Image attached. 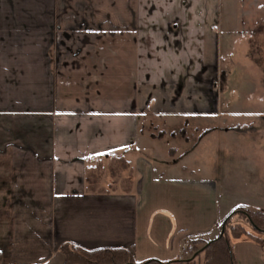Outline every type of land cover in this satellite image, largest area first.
<instances>
[{
  "label": "crops",
  "instance_id": "crops-1",
  "mask_svg": "<svg viewBox=\"0 0 264 264\" xmlns=\"http://www.w3.org/2000/svg\"><path fill=\"white\" fill-rule=\"evenodd\" d=\"M221 1L0 0V264H64L63 246L172 262L256 210L148 129H201ZM236 241L234 264H264V243Z\"/></svg>",
  "mask_w": 264,
  "mask_h": 264
},
{
  "label": "rangeland",
  "instance_id": "rangeland-1",
  "mask_svg": "<svg viewBox=\"0 0 264 264\" xmlns=\"http://www.w3.org/2000/svg\"><path fill=\"white\" fill-rule=\"evenodd\" d=\"M217 15V45L206 50L203 60V107L196 119L202 122L201 129L194 130V124L172 133L175 126L171 125V134L154 124L148 129L154 138L179 139L160 141L161 154L166 146L177 144L184 154L192 151L187 155L188 166L212 177L220 203L264 212V0H222ZM109 165L100 170L108 181L115 180L121 165L117 161ZM242 210L229 218L226 227L234 251L235 245L236 250L241 247L236 244L240 238L243 244L264 243V232L245 220ZM233 225L243 228L239 237L232 234Z\"/></svg>",
  "mask_w": 264,
  "mask_h": 264
},
{
  "label": "trees",
  "instance_id": "trees-1",
  "mask_svg": "<svg viewBox=\"0 0 264 264\" xmlns=\"http://www.w3.org/2000/svg\"><path fill=\"white\" fill-rule=\"evenodd\" d=\"M118 160L122 162V160ZM122 163L125 164L124 161ZM97 177L98 176L93 173V171L87 174L88 189H95ZM239 210L242 209L239 208ZM242 211V217L248 221V216L255 226V229L264 230V212L248 209ZM228 222L229 220L225 225L222 237L208 245L203 251L198 253L194 259L188 260V258L199 249L198 245L203 246L206 244L205 241L196 239L188 242L184 255L180 260L167 263L151 260L146 264H234V254L229 239L226 236ZM230 227L234 237H239L244 232L243 228L240 226L233 225ZM62 250L65 256L64 264H144L135 262L130 252L125 249L71 250L63 246ZM202 258L203 261L201 262Z\"/></svg>",
  "mask_w": 264,
  "mask_h": 264
},
{
  "label": "water",
  "instance_id": "water-1",
  "mask_svg": "<svg viewBox=\"0 0 264 264\" xmlns=\"http://www.w3.org/2000/svg\"><path fill=\"white\" fill-rule=\"evenodd\" d=\"M237 211H235V212H232V214H230L229 216H227L224 220H223V222L221 223V226H220V232H219V234H218V236L215 238V239H213V240H210V241H208L206 244H204V246L203 247H201L199 250H197L190 258H189V260H192V259H194L195 258V256L198 254V253H200L201 251H203L208 245H210L212 242H215V241H217L218 239H220L221 237H222V235H223V233H224V230H225V225H226V223H227V221L229 220V218L233 215V214H235ZM247 216V215H246ZM247 219H248V222L255 228V226L253 225V223L251 222V220H250V218L247 216ZM259 231H262V232H264V230H259ZM149 261H147V262H144V264H146V263H148Z\"/></svg>",
  "mask_w": 264,
  "mask_h": 264
}]
</instances>
